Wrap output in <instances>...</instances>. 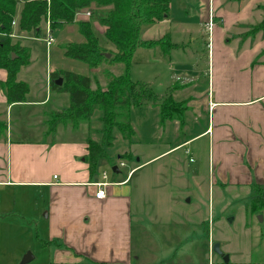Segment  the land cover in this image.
<instances>
[{
	"label": "crops",
	"instance_id": "1",
	"mask_svg": "<svg viewBox=\"0 0 264 264\" xmlns=\"http://www.w3.org/2000/svg\"><path fill=\"white\" fill-rule=\"evenodd\" d=\"M209 17L213 25L208 32ZM263 18L264 0H171L165 19L142 27L140 38L143 40L169 35L176 45L168 56L171 79L176 83L184 77L181 80L184 84H175L171 94L176 102L184 103L182 118L163 121L158 118L157 129H165L163 126L170 122L171 129L182 131L186 127L185 115L190 113L187 127L191 131L144 159L137 152L125 151L127 158L118 155L125 163L133 159L136 163L125 173L114 163L112 167L117 166V171H112L111 177L101 166L98 168L105 158L97 162L93 174L89 173L85 157L87 139L92 138L85 131L77 133L81 121L86 120L74 125L66 120L59 122L53 131L46 130L44 117L50 112H60L56 106L46 107L49 99L32 101L25 96L23 102L8 104L5 92L0 90V104L5 105V120H1L3 128L0 129V191L5 194L2 199L3 207L6 204L5 216L18 218L10 219L18 221H7L8 224L18 228H23L24 222L37 229L42 226V248L50 252L48 264H225L219 255L207 250L206 231H203L204 239L199 238V231L193 234L192 224L197 227L203 220L194 219L187 202L177 194L183 192L181 187L189 185L188 179L194 178L196 168L184 173L179 171L180 175L172 177L173 191L151 195L145 191L156 190L159 184L147 180L143 170L162 157L204 140L206 150L203 148L202 155L206 154L209 168L212 163L214 174L211 187L208 170L207 211H211V221L215 189L221 199L223 193L242 186L250 190L252 183L264 185V28L251 31ZM205 31L209 92L202 108L198 102L195 106L186 103L189 98H198L194 90L185 98L180 92L189 90L190 84L198 80L197 71L190 64L195 57L191 50H195L197 36ZM180 55L186 56L189 62L172 61V56ZM31 57L30 49V60ZM195 60L197 63L198 57ZM5 78L6 71L0 69V81ZM26 105L30 109H26L22 118L18 107ZM202 116L205 123L198 128V118ZM29 120L36 131L33 138L26 137L23 130ZM59 133L65 136L52 138ZM132 168L135 169L130 173ZM102 172H105V181L111 184L105 187L103 198H96L92 183L102 180ZM16 188L18 197L13 203L18 206L9 208L12 197L9 193H15ZM152 195L157 200L170 197L180 207L177 210L161 208L164 213L160 212L161 209L151 207ZM192 206L197 210L196 204ZM185 208L189 211L182 214ZM171 212L177 213L169 217L171 222L161 223V218ZM248 226L246 222L243 235L219 238L220 246L223 243L225 248L222 253L228 256L226 264H264V253L257 248L258 235L255 248H250L254 242ZM199 244L204 249L200 250Z\"/></svg>",
	"mask_w": 264,
	"mask_h": 264
},
{
	"label": "rangeland",
	"instance_id": "2",
	"mask_svg": "<svg viewBox=\"0 0 264 264\" xmlns=\"http://www.w3.org/2000/svg\"><path fill=\"white\" fill-rule=\"evenodd\" d=\"M110 7V5L100 6L97 4H93L83 9V11L88 10L90 12L89 16H75V20H87L90 23L96 41L100 46V49L105 58L107 59H111L114 56L115 48L113 44L106 39L104 34V26L100 24L99 19L108 9H110ZM19 9L20 5L18 4L16 7V16L13 20L14 23H12L13 31L7 36L10 37L12 42H18L24 47L29 46L31 49V60L30 49L28 47V63L19 68V71L17 73L18 76H16L17 79L26 82V84L28 85L29 90L26 94L27 99H30L32 101H39L42 98L46 97L47 99H49L46 106L47 108H50V106L52 105L56 106L55 108L61 111L63 110V108H66L68 106L69 96L67 92H57L50 90L49 86L47 85V79L50 78V73L71 71L74 73L89 76L91 78L92 90H102L103 88H105L107 79L103 73L104 70H108L111 74L116 76L124 74L125 67L122 63L107 64L106 62H103L98 66H94L87 61H82L78 58L67 57L63 54L64 47L68 43H79L84 39L79 32L77 23L64 24L59 28L50 30L51 28L49 22L42 20L39 25L41 32L38 36L31 32L19 31L17 29V15ZM254 25L255 24L250 25L249 28H252ZM0 35L4 36L5 33H0ZM48 36H51L52 40L49 45H46ZM207 42V32H201L194 42L195 50H191L192 55L195 57L191 58L190 61L192 69L197 71L196 77L198 78V80H194L190 84L189 90L186 89V91L183 90L182 92H180L182 93L181 96L184 97L187 95V93H189L190 90H194L199 95L198 98H189L186 103L195 106L194 104L198 102L200 106L202 104V108L203 105L205 106L207 103L209 92V78L207 73ZM149 53L150 54L148 55L142 49H138L134 53L132 62L127 69L129 78L134 82L138 81L148 84L153 92H155L157 95L164 96L169 92L170 88L174 87L175 84L178 83V85H180V82L184 79V77L181 76V79H179L180 81L174 83V80L171 79L172 71L168 65V56H160L157 50L150 51ZM107 54L109 55L107 56ZM197 57L198 60L196 63L195 58ZM171 58L172 61L176 62H189L187 57L184 55H180L177 58L172 56ZM181 83L184 84L183 81ZM168 86L169 88L166 89ZM175 88L176 87H174L173 90ZM0 90L5 92L1 86ZM181 103L184 106V103ZM4 109L5 105L0 104V121L5 120ZM26 109L29 110L30 107H28L27 105L24 107H18V115H21L23 118L25 115V111H27ZM16 111L17 110H14L13 112L16 113ZM52 113L55 112H50V116ZM100 115V110L94 109L93 114L88 120L81 121V128L77 133L79 134L80 132L85 131L87 132L88 136L90 135L92 140L99 142L101 138V123L99 120ZM50 116L47 114L46 117H44V128L46 127V130L50 129L51 127V124L49 123V120L51 119ZM159 117V107L153 106L149 101H145L138 107H132L129 112V122L134 131V134L132 136L133 143L124 139L117 131V129H113L112 134L114 136V140L112 142V145L105 148V153L108 159L105 158L104 160H102L98 168L101 166L100 169L105 170L107 176L111 177L113 175V172L111 170L112 165H114V163L118 164L120 161L118 155L123 154L125 151H130L134 154L135 152H137L141 159H144L158 153L159 151L168 147L170 144L174 143L175 140H179L188 135V133L191 131L190 127H187V124H189L190 113H187L185 115V129L182 131L179 130L177 132L174 129H171L172 125H170V122H168L167 125L163 126V128L165 129H157L158 125L156 124V119H158ZM31 120L33 121V123H36L35 119ZM31 120H29V123H26V126L25 128H23V130L26 137L29 136L33 138L36 136V131L35 127L31 123ZM198 122V128H201V126H203V124L205 123L204 116L199 117ZM57 124H59V122L52 126V129L50 131H53ZM37 126L41 127L42 125L38 124ZM73 135L77 136L76 133ZM54 136L61 138L65 136V134H55L52 136V138ZM203 148H205L206 150V146H204V140L196 141L194 144L184 147L182 151L171 153L170 155L162 157L158 161L147 166L143 170L144 175H146L145 177L152 184L157 183L159 185L156 190H150V188L147 189V191H145V194L151 195V193L156 194L161 191H173L172 187H174V184L172 183V177L174 178V176L180 175V173H178L179 171L184 173L191 168H196L197 171L194 175V178L190 177L188 179L189 185L180 188L183 192H177V194H179L181 198L183 197V201L187 202L186 205L191 210V213H193V218L197 219L198 217L199 219L203 220L200 221V225L197 227L195 223L192 224L193 234H197L199 231V238L204 239V236L202 237L203 231H206V234L208 235L212 233V243H215L218 242V240H221L219 238H221L222 236H229L234 238L235 235H243V232H245L244 229L246 228L245 223L248 222V227H250L249 230L251 231L250 237L254 242V246L253 244H251L250 248H255V237L258 235L257 237H259L260 240L258 241L257 248H259L260 251L264 253V208L261 210H257L254 213L249 210L251 191L247 186L239 187L233 190V193L225 192L223 193L221 199L220 192L218 195L215 189L213 194L215 203L212 206L211 232L209 231L210 223H208V221L211 218V211H207L208 170L211 187L214 174L212 163H210L211 165L209 168V162L206 154L202 155ZM180 155H182L181 161ZM183 156H185V158ZM133 158H135L134 155ZM133 162L136 163V160L133 159L132 161L126 162L128 166L121 168L124 173L128 170V168H130V166H132ZM138 175L140 176L141 174ZM185 191L191 192L185 193ZM9 194H12L11 201L9 202V208H15L18 205H14L13 201L15 197H18V188H16L15 193L10 192ZM4 195L5 194H2V192L0 191V264H19L26 252H30L32 255V259L26 264H48V262L50 261V252L48 249L42 248V239H44L41 235L42 226L37 229L34 225L27 226V222H24L23 228H18V225H13V223L10 224V226L7 221H18L10 220L18 218H8L7 216H5L3 210L6 204L4 203V207L2 205V199ZM152 199V208H171L173 210H177L180 207V205L177 204L175 200L172 202L170 197L157 200L154 195H152ZM221 202H223V205L221 204ZM192 204L197 205V210H194ZM188 211L189 210L186 209L182 210L181 212L182 214H186ZM160 212L164 213V210L161 209ZM195 212H197V216H195ZM176 214L172 213L169 216L164 215L161 218V223L165 222V220H169V222H171V218L169 217L176 216ZM158 232H156V234H158ZM237 244L239 245L242 243ZM200 245L201 244H199V246ZM202 249H204L203 245H201L200 250ZM209 249L210 248L208 246L207 250L209 251ZM223 249L225 248L222 243V245L220 246V250L222 251Z\"/></svg>",
	"mask_w": 264,
	"mask_h": 264
},
{
	"label": "trees",
	"instance_id": "3",
	"mask_svg": "<svg viewBox=\"0 0 264 264\" xmlns=\"http://www.w3.org/2000/svg\"><path fill=\"white\" fill-rule=\"evenodd\" d=\"M171 0H0V68L6 71V78L0 81L4 89L8 104L23 102L29 90L26 82L17 79L19 68L26 65L29 60L28 47L12 42L8 34L13 31L12 21L16 16V7L20 9L17 15V29L31 32L38 36L41 32L40 22L48 21L50 30L59 28L64 24L77 23L83 41L68 43L63 50L67 57L78 58L82 61L98 66L103 62L107 64L122 63L125 67L124 74L118 76L104 70L106 76L105 88L92 90L91 78L86 75L71 71L52 72L49 75V88L57 92H67L69 96L68 106L60 111L52 113L49 123L52 129L58 122L69 120L73 125L79 120H88L94 109L101 112L99 117L101 128L100 141L87 139V155L89 173L93 174L97 162L107 158L105 148L112 145L114 136L113 129L121 136L132 141L133 128L129 122V112L132 107H138L145 101L159 107L160 120L168 118L181 119L184 106L172 98V90L164 96H158L148 84L134 82L129 78L128 67L132 62L134 53L138 49L144 52L157 50L160 56H169L170 51L176 46L170 41L169 35L165 34L159 39L143 40L140 38L141 29L168 16ZM97 4L100 6L110 5L103 16L99 19L104 26L106 39L115 48L111 59L105 58L90 23L75 20L76 12ZM264 28V18L251 31ZM14 55V57L12 56ZM63 76V77H61ZM62 78L61 85L55 80ZM0 121V129H2ZM124 153L119 158H127ZM251 197L249 210L254 213L264 208V185L252 183L250 186Z\"/></svg>",
	"mask_w": 264,
	"mask_h": 264
},
{
	"label": "built area",
	"instance_id": "4",
	"mask_svg": "<svg viewBox=\"0 0 264 264\" xmlns=\"http://www.w3.org/2000/svg\"><path fill=\"white\" fill-rule=\"evenodd\" d=\"M89 14H90V12L88 11V10H86V11H80V10H78L77 12H76V16L78 15H85V16H89ZM213 21H212V17H209V20H208V22H207V30H208V32L210 31V29H211V26L213 25V23H212ZM12 23H14L13 21H12ZM52 37L51 36H48V39L46 40V45H49L50 44V42H51V39ZM117 166H118V168L119 167H125L126 166V163H125V161H123V160H120L119 161V163L117 164ZM135 168H132V170H130V173L134 170ZM101 178H102V180H100V181H97V182H94V183H92V185L93 186H95L96 187V191H95V197L96 198H103L104 196H105V187L107 186V185H109V184H111V183H109V182H107V181H105V178H106V175H105V172H102V174H101ZM211 218H210V220L208 221V223H210V227H209V231L211 232ZM208 237H209V253L211 254V253H213V251H212V233H210L209 235H208Z\"/></svg>",
	"mask_w": 264,
	"mask_h": 264
},
{
	"label": "water",
	"instance_id": "5",
	"mask_svg": "<svg viewBox=\"0 0 264 264\" xmlns=\"http://www.w3.org/2000/svg\"><path fill=\"white\" fill-rule=\"evenodd\" d=\"M108 55H109V54H107V56H108ZM12 56L14 57V55H12ZM55 83H56L57 85H61V83H62V78H61V77L57 78V79L55 80ZM111 170L116 172V171H117V166H113V167L111 168ZM260 219H261V217H260ZM212 251H213V253L219 255V256L222 258V261H223L225 264L228 263V256H227L226 254H223L222 251L220 250V243H219V242H215V243L212 244ZM31 259H32V255H31V253H30V252H26V253L23 255V257H22V259H21V261H20L19 264H26V263L29 262Z\"/></svg>",
	"mask_w": 264,
	"mask_h": 264
}]
</instances>
